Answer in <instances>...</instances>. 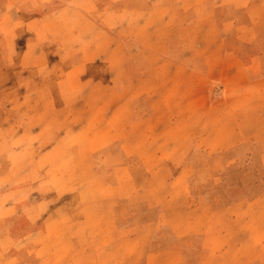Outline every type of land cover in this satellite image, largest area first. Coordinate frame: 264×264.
Returning <instances> with one entry per match:
<instances>
[{
	"label": "rangeland",
	"instance_id": "obj_1",
	"mask_svg": "<svg viewBox=\"0 0 264 264\" xmlns=\"http://www.w3.org/2000/svg\"><path fill=\"white\" fill-rule=\"evenodd\" d=\"M195 1L0 0V206L7 195L57 189L60 174H71L77 183L90 177L93 184L111 180L117 184L111 192L117 195L118 233L132 236L152 222L157 236L147 248L157 250L178 245L170 223L182 227L185 258L196 264L199 242L191 225L197 224L198 206L215 208L264 193V146L248 141L225 150L205 147L200 136L208 134L210 143L216 139L218 116L194 111L201 88L195 83L190 91L187 83L196 80L179 65L169 70L172 64L164 58L170 49L212 51V42L196 40V27L182 24L185 11L178 7ZM205 1L221 22L222 54L237 51L252 65L249 56L264 51V40L247 25L243 7L249 0ZM120 21L127 23L118 27ZM135 63L142 71L153 63L152 73L140 72L135 79ZM253 68L249 78L263 76ZM220 73L226 80L228 64L211 73L209 100L221 93ZM166 104L172 124L166 121ZM56 126L63 128L58 134ZM74 128L84 132L72 134ZM106 130L114 137H104ZM183 139L188 140L179 146ZM76 149L83 163L92 165L88 173L77 165L60 168L74 160ZM80 190L69 194L85 193ZM53 209L57 212V203ZM3 219L0 214L1 228ZM53 225L50 229H57ZM18 236L24 241L0 234V254L15 243L17 258L25 242L33 248L31 258L57 259V233L41 251L35 249L37 236Z\"/></svg>",
	"mask_w": 264,
	"mask_h": 264
},
{
	"label": "crops",
	"instance_id": "obj_2",
	"mask_svg": "<svg viewBox=\"0 0 264 264\" xmlns=\"http://www.w3.org/2000/svg\"><path fill=\"white\" fill-rule=\"evenodd\" d=\"M125 7L123 5L120 9L123 11ZM178 8L185 11L182 15L186 19L184 18L182 24L197 28L196 40L212 42L213 45L211 52L204 48L189 49L181 54H175L172 49L163 51L164 58L172 64L169 70L173 71V66L179 65L177 68L186 77L196 80L187 83L190 91L196 87L195 83L198 89L201 88V98L197 99L201 103L194 107V111L199 114L215 111L218 116L216 139L210 143L209 135L203 134L204 131L200 136L203 145L209 149L225 150L242 142L253 141L264 146V51L249 56L253 60L251 64L256 66L253 71L263 73V76L251 79L249 69L252 65H246L242 61L241 53L234 51L222 54L223 39L219 31L221 22L215 7H210L205 0H197ZM243 10L249 20L247 25H250L254 36H261L264 40V0H249ZM233 22L234 20L231 21ZM126 23L120 21L118 27ZM223 63L228 64L227 79H223L222 73L216 76L218 82L220 80L221 93L219 97L209 100L207 82L209 78L212 79L211 73L219 70ZM153 67V63H149L142 71L138 70L135 63L131 72L137 79L138 73H152ZM156 86L153 83L150 87ZM171 90V87L167 89ZM149 109L148 113L152 116L155 111L154 103L150 104ZM165 111L167 123L172 124L173 117L168 104ZM114 113L113 108L110 115ZM139 120L140 118L135 119V122ZM56 127L58 134L63 128ZM79 132L84 130L74 128L72 134ZM103 136L114 137L110 130H106ZM86 137L91 135L86 134ZM187 140L183 139L179 146ZM172 148L173 145L168 151ZM122 149L125 151L126 146ZM76 153L74 160L60 168L73 169L77 165L87 173L88 168L89 171L92 170L91 164L87 161L83 163L84 157L80 150ZM85 158L87 159V154ZM93 181V177H90L77 183L71 174H60L57 175V189L49 193L36 196L24 192L7 195L5 203L0 206L3 212L0 214L5 221L3 228L0 227V234H8L18 241H24L18 233L22 237L33 234L40 242L35 249L41 251L45 249L49 235L57 233V259L50 261L45 258H31L28 254L33 248L29 249L30 246L24 242L21 256L13 257V243L4 250L6 254H0V264H189L183 250L182 227H175L171 223L169 225L178 245L149 250L147 247L157 236L158 226L146 222L132 236L118 233L115 220L117 195L111 192L112 185L117 184H113L111 180L105 183L103 179H97L95 184ZM91 186H95L98 192L94 193ZM78 187L85 193L69 194ZM22 189L24 191V186ZM76 197H79L82 206L78 204ZM56 203L57 212L53 209ZM198 210L201 213L197 217V224L191 225V228L195 226L193 232L198 236L199 242L196 264H264V193L253 199H242L215 208L200 204ZM31 219H37V223L31 224ZM52 223L55 227L57 224V229H50ZM0 250L2 251L1 247ZM128 250L130 253L126 256Z\"/></svg>",
	"mask_w": 264,
	"mask_h": 264
}]
</instances>
